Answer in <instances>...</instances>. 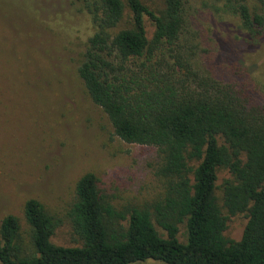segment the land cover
Masks as SVG:
<instances>
[{
    "label": "trees",
    "instance_id": "trees-1",
    "mask_svg": "<svg viewBox=\"0 0 264 264\" xmlns=\"http://www.w3.org/2000/svg\"><path fill=\"white\" fill-rule=\"evenodd\" d=\"M229 1L240 28L260 37L264 18L246 0ZM82 7L93 33L77 77L116 138L156 150L162 195L147 208L116 209L85 173L67 211L80 245L52 244L56 220L27 199L28 243L17 219L3 216L0 264H264V105L204 69V50L184 33L182 0H160L156 9L140 0H82ZM217 169L230 176L222 206L246 218L237 241L223 235L226 217L213 196Z\"/></svg>",
    "mask_w": 264,
    "mask_h": 264
},
{
    "label": "rangeland",
    "instance_id": "rangeland-1",
    "mask_svg": "<svg viewBox=\"0 0 264 264\" xmlns=\"http://www.w3.org/2000/svg\"><path fill=\"white\" fill-rule=\"evenodd\" d=\"M140 1L152 9L160 5V0ZM182 4L185 36L204 50V69L264 105V31L251 39L229 0ZM245 4L264 18V5ZM144 27L149 39L152 26L146 19ZM92 33L82 0H0V220L14 216L23 243H28V226L22 206L34 199L58 224L50 242L80 245L67 211L74 185L85 173L95 177L100 195L116 209L147 208L162 195L156 150L116 138L77 77ZM229 177L225 169L216 170L213 196L226 217L224 237L237 241L246 218L228 215L222 206L221 186ZM183 231L179 227L180 242Z\"/></svg>",
    "mask_w": 264,
    "mask_h": 264
}]
</instances>
